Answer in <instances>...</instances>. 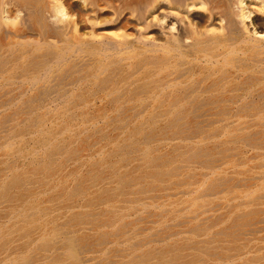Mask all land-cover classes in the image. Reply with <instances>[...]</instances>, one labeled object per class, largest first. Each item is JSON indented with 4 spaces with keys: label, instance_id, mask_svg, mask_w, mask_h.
<instances>
[{
    "label": "bare ground",
    "instance_id": "6f19581e",
    "mask_svg": "<svg viewBox=\"0 0 264 264\" xmlns=\"http://www.w3.org/2000/svg\"><path fill=\"white\" fill-rule=\"evenodd\" d=\"M0 264H264V0H0Z\"/></svg>",
    "mask_w": 264,
    "mask_h": 264
}]
</instances>
